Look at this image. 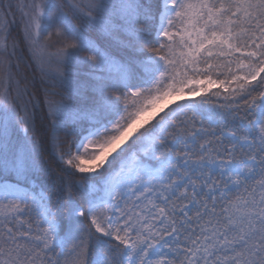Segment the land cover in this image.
Wrapping results in <instances>:
<instances>
[{
    "label": "snow or ice",
    "instance_id": "1",
    "mask_svg": "<svg viewBox=\"0 0 264 264\" xmlns=\"http://www.w3.org/2000/svg\"><path fill=\"white\" fill-rule=\"evenodd\" d=\"M0 264H264V0H0Z\"/></svg>",
    "mask_w": 264,
    "mask_h": 264
},
{
    "label": "trees",
    "instance_id": "2",
    "mask_svg": "<svg viewBox=\"0 0 264 264\" xmlns=\"http://www.w3.org/2000/svg\"><path fill=\"white\" fill-rule=\"evenodd\" d=\"M13 36L16 37L17 39H19V40L22 41V36H21V34H20V30H19V28H17V29L13 32ZM21 47H23V44H22V43H21ZM20 55L24 57L23 64H22V68H23L24 65H27V64L29 63V60H28V55H29V54H28L27 50L25 49L24 51H22V52L20 53ZM81 55H83V54H81ZM53 69L55 70V65L53 66ZM62 70H63V69H62ZM27 71H28L29 76H31V75H32V69L29 68V69H27ZM72 71H74V72L78 71V72H80V73H83V72L86 71V69H84V68H79V69H72ZM35 83H36L37 87H39V88L41 89V90H40V96H41V98H42V96H43V89H42V86L40 85V82H39V74H38V73L36 74V80H35Z\"/></svg>",
    "mask_w": 264,
    "mask_h": 264
}]
</instances>
